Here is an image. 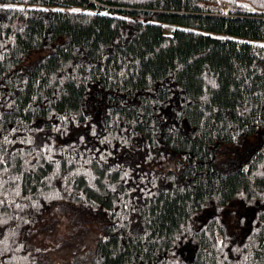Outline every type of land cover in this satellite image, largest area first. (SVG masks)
<instances>
[{
    "label": "trees",
    "instance_id": "obj_1",
    "mask_svg": "<svg viewBox=\"0 0 264 264\" xmlns=\"http://www.w3.org/2000/svg\"><path fill=\"white\" fill-rule=\"evenodd\" d=\"M3 4L0 264H264V0Z\"/></svg>",
    "mask_w": 264,
    "mask_h": 264
},
{
    "label": "rangeland",
    "instance_id": "obj_2",
    "mask_svg": "<svg viewBox=\"0 0 264 264\" xmlns=\"http://www.w3.org/2000/svg\"><path fill=\"white\" fill-rule=\"evenodd\" d=\"M227 7L226 4L224 6ZM61 221L58 223L57 226L52 230H43L38 233L37 236L33 238L34 241L37 240L38 245L47 247L44 250L47 251L51 255V258L56 263H61L69 258V253L73 249L71 247L70 242L66 243V240H62L61 237H66V235L69 232V224H68V218L66 217H60ZM85 233L87 238H89V235L91 233L89 232H83Z\"/></svg>",
    "mask_w": 264,
    "mask_h": 264
},
{
    "label": "snow or ice",
    "instance_id": "obj_3",
    "mask_svg": "<svg viewBox=\"0 0 264 264\" xmlns=\"http://www.w3.org/2000/svg\"><path fill=\"white\" fill-rule=\"evenodd\" d=\"M244 6L248 7V5H244ZM0 7H3L5 9H8V8H21L22 9L24 6L23 5H17V4H3V5H0ZM32 7H35V6L33 5ZM45 11H47V9H45ZM69 11L80 12L81 9L73 8V9H69ZM61 119H64V117H61ZM81 139H83V137H81ZM5 195H7V194H5ZM2 203H4V201L0 200V204H2ZM125 207H127V205H125ZM173 264H179V262L178 261H174Z\"/></svg>",
    "mask_w": 264,
    "mask_h": 264
}]
</instances>
